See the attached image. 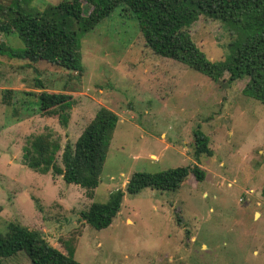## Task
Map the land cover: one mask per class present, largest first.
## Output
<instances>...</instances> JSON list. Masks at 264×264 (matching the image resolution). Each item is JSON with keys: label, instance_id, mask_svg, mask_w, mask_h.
<instances>
[{"label": "rangeland", "instance_id": "rangeland-1", "mask_svg": "<svg viewBox=\"0 0 264 264\" xmlns=\"http://www.w3.org/2000/svg\"><path fill=\"white\" fill-rule=\"evenodd\" d=\"M61 1L31 5L44 9ZM189 31L210 59L228 55L233 37L225 23L200 16ZM80 40L81 72L0 55V232L20 223L83 264H264V102L244 93L248 78L229 81L226 72L214 81L156 54L138 21L121 7ZM0 41L25 46L17 33L0 32ZM37 79L47 91L71 95L67 125L41 111ZM103 106L119 120L93 197L81 185L24 162L28 140L51 133L62 144V165L67 143L75 144ZM196 130L209 137L213 151L199 162ZM197 162L204 180L190 174L176 191L125 192L107 228L80 217L93 202L126 191L134 172ZM0 264L32 262L20 251Z\"/></svg>", "mask_w": 264, "mask_h": 264}, {"label": "trees", "instance_id": "trees-1", "mask_svg": "<svg viewBox=\"0 0 264 264\" xmlns=\"http://www.w3.org/2000/svg\"><path fill=\"white\" fill-rule=\"evenodd\" d=\"M119 7L138 21L146 44L156 54L180 61L214 81L226 72L230 73L229 81L245 76L248 82L244 93L264 102V0H63L44 9L32 6L31 0H0V32L17 33L25 44L18 48L0 41V55L32 62L45 60L81 72L80 37ZM200 16L225 23L231 32L233 39L224 59H210L192 37L189 27ZM37 84L41 91L35 95L41 111L58 116L60 123L67 125L71 95L47 91L40 79ZM118 120L115 111L101 107L75 144L67 143L62 165L57 160L62 150L59 139L51 133L36 135L24 146V162L38 172H52L68 183L81 185L87 196L93 197ZM194 143L198 162L202 155L213 154L209 137L201 130H196ZM198 162L160 172H134L126 191L118 189L107 202H93L80 217L96 229L107 228L120 212L125 192L138 194L146 187L176 191L190 174L202 181L206 171ZM20 251L27 253L32 264H83L73 252L52 246L37 231L10 222L7 230L0 232V263Z\"/></svg>", "mask_w": 264, "mask_h": 264}]
</instances>
